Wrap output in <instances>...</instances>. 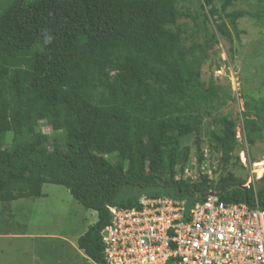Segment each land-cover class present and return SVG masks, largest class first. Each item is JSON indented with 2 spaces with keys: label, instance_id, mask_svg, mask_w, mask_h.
Returning <instances> with one entry per match:
<instances>
[{
  "label": "trees",
  "instance_id": "obj_1",
  "mask_svg": "<svg viewBox=\"0 0 264 264\" xmlns=\"http://www.w3.org/2000/svg\"><path fill=\"white\" fill-rule=\"evenodd\" d=\"M181 1L0 0V143L12 135L9 148L0 147V203L41 198L44 185L65 188L96 213L76 242L92 264H104L109 208H139L143 196L124 188L158 190L148 198L186 200L187 210L208 191L232 204L256 200L264 210V185L254 190L225 173L238 145L237 123L227 117L214 118L204 134L222 174L175 180L191 151L180 140L199 131V110L217 100L188 60L194 47H182ZM196 1L193 36L215 40L212 22L230 42L226 23L237 39L239 20H261L227 12L238 0ZM40 123L51 128V142ZM241 126L247 146L264 138V99L245 101ZM194 150L201 165L198 140Z\"/></svg>",
  "mask_w": 264,
  "mask_h": 264
},
{
  "label": "rangeland",
  "instance_id": "obj_2",
  "mask_svg": "<svg viewBox=\"0 0 264 264\" xmlns=\"http://www.w3.org/2000/svg\"><path fill=\"white\" fill-rule=\"evenodd\" d=\"M199 4L196 0H182L179 4L182 47L185 51L194 47L188 60L196 67L199 82L204 88L213 87L217 100L199 110L202 116L199 131L180 140L181 146L190 147L191 151L183 171H179L177 176L196 181L205 174L214 179L221 169L217 154L207 148L204 134L212 128L214 118L227 117L237 123L238 145L233 154L237 161L234 159L225 173L245 181V186L259 190L264 185L263 164L256 166L255 170L252 164L264 160V138L247 146L241 138V115L248 98L264 99V1L238 0L227 10L257 13L261 18L260 21L252 18L239 20L237 29L240 35L237 39L226 23L232 36L230 42L215 31L212 22L207 24V28L215 34V40L202 33L192 35L196 30L194 26L199 24L197 20L193 21V18H199ZM215 5L220 10L219 2ZM39 130L51 142L54 137L51 128L40 123ZM11 139L9 132L0 147L9 148ZM196 140L200 142L204 156L201 165L195 158ZM221 174L222 170L219 176ZM123 192L134 197H150L158 190L124 188ZM42 194L41 198L0 203V264H92L78 250L76 242L87 227L96 222V213L86 211L63 187L44 185Z\"/></svg>",
  "mask_w": 264,
  "mask_h": 264
},
{
  "label": "built area",
  "instance_id": "obj_3",
  "mask_svg": "<svg viewBox=\"0 0 264 264\" xmlns=\"http://www.w3.org/2000/svg\"><path fill=\"white\" fill-rule=\"evenodd\" d=\"M201 197L189 210L186 200L168 196H143L137 209L109 208L110 223L100 233L104 264H264V210L257 201L232 204L216 191Z\"/></svg>",
  "mask_w": 264,
  "mask_h": 264
},
{
  "label": "water",
  "instance_id": "obj_4",
  "mask_svg": "<svg viewBox=\"0 0 264 264\" xmlns=\"http://www.w3.org/2000/svg\"><path fill=\"white\" fill-rule=\"evenodd\" d=\"M220 172H221V170L215 175V177H214V179H213L214 181L217 180V178L219 177Z\"/></svg>",
  "mask_w": 264,
  "mask_h": 264
},
{
  "label": "bare ground",
  "instance_id": "obj_5",
  "mask_svg": "<svg viewBox=\"0 0 264 264\" xmlns=\"http://www.w3.org/2000/svg\"><path fill=\"white\" fill-rule=\"evenodd\" d=\"M243 158H244V156H243ZM256 169V168H255ZM263 170H264V168H263Z\"/></svg>",
  "mask_w": 264,
  "mask_h": 264
},
{
  "label": "clouds",
  "instance_id": "obj_6",
  "mask_svg": "<svg viewBox=\"0 0 264 264\" xmlns=\"http://www.w3.org/2000/svg\"><path fill=\"white\" fill-rule=\"evenodd\" d=\"M243 132V131H242ZM244 136V135H243ZM245 140V139H244ZM246 143V142H245Z\"/></svg>",
  "mask_w": 264,
  "mask_h": 264
}]
</instances>
